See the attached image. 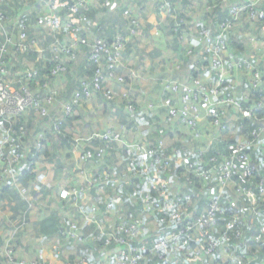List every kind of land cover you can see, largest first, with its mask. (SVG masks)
I'll return each instance as SVG.
<instances>
[{"label":"built area","instance_id":"2783aa9c","mask_svg":"<svg viewBox=\"0 0 264 264\" xmlns=\"http://www.w3.org/2000/svg\"><path fill=\"white\" fill-rule=\"evenodd\" d=\"M91 1L100 9L109 10L108 13L117 10L121 5L118 0H73L68 5L65 0H36L35 11L39 15V24L34 26L35 29L41 30L43 26H46L56 33L58 29H62L68 36L67 39H60L53 34L50 42L42 46L41 42H37L36 39H29L26 18L30 15L25 10L17 12L20 5H26L28 8L31 4L30 0H13V2L0 0V186L15 189L18 196L27 204L26 212L20 217L13 219L6 216L4 218L6 231L10 230L12 235L26 227V214L33 212L36 203L39 202L30 189L22 187L17 170L23 164L21 160L28 158L32 149L35 152L40 151L45 137L43 133L35 135L30 131V135L35 138L27 144L24 141L29 135L27 129L21 125L17 132L13 131L14 121L32 115L44 122L47 130L58 136L64 125L63 119L73 117L78 109L93 101L96 95H100L106 102L115 103L118 93L114 91L112 84L125 87L126 77L117 73L121 66V53L126 49L127 39L135 38L141 33L142 25L131 9H125L123 14L128 19L127 37L117 36L111 44L103 39L92 38L87 27L88 20L84 14L91 8ZM217 7H226L230 19L217 26L215 36L209 28L198 32V36L188 38L181 32L178 36L180 42L191 41V39L196 41V46L200 47L201 58L214 72L215 79L212 86L205 85L200 77L190 82L180 80L182 78L159 80L166 93L165 98L161 103L151 105L150 109L151 111L166 110L167 115L164 121L167 125L178 124L186 128L192 139L200 142L203 135H206L199 127L204 117H209L214 131L227 129L220 109L226 106L235 113H240L241 118H253L257 128L250 134V140L230 142L226 147V155L218 154L205 161L203 160L204 151H199V158L195 162L182 156L176 150L168 155L161 152L167 144V132L163 127L156 130L157 139L154 147L142 143L129 144L123 138V134L115 131L113 126L104 128L100 134L90 136L88 139L74 140L73 146L78 151L77 160L83 164L90 163L94 159L100 163L113 151L126 148L132 156L135 154L144 156L145 169L160 168L166 174L171 175L175 170L182 172L183 183L179 185L175 194L170 195L168 194L170 188L168 183L161 184L158 189L154 179L147 178L144 181L145 170L140 168L130 173L128 180L125 178L118 181L113 186V191H109L110 176L106 174L89 175L86 171L80 170L78 176L84 179L87 186H74L62 189L58 193L61 200L70 202L75 211L84 216L86 224L88 222L93 224L96 231L91 237L92 241L95 243L101 240L103 253L108 256L113 255L116 264H139L143 261L145 254H159L162 264H173L176 258L171 256V250L177 251L179 264H197L214 253L226 258L230 264H238L239 258L230 250L228 230L235 226L237 220L241 218L240 215H232V220L226 225V231L222 234L223 243L219 237L207 239L203 235L204 244L200 241L198 246L192 248L191 243L195 238V233L206 229L214 231L217 229L216 222L225 213L222 207L223 194L230 188L232 178L236 175L242 174L244 178L257 182L256 192L237 189L238 193L250 201L253 211L257 208V196L264 202V166L253 164L248 154L249 147L258 141L264 142V119H257L254 115V112L263 108V103L258 102L252 109L247 110L234 98L224 97L219 92L220 86L228 79V75L237 71L244 72L253 92L261 91L264 85V75L248 59H236L230 66L224 61L227 57L224 54L228 49V40L233 29L245 15L253 20L264 17V0H244L238 3L234 0H220ZM210 8L206 7V9ZM29 13L31 14L32 11L30 10ZM62 15L66 16L65 20L62 19ZM182 24L184 22L180 20L177 29ZM194 46L193 44L188 45L187 55L194 56L192 51ZM27 51L36 54V58L30 65L25 64L20 69L13 67V70L9 64L7 65L10 52L24 55L28 53ZM80 52H87V61L95 68V73L89 80L81 79L80 90L74 91L67 99L60 98L59 81L79 60ZM196 69L198 68L195 66L190 68V70ZM175 70H180L178 64ZM41 71H45L42 76ZM129 73L130 77L142 78L136 70L132 69ZM119 98L129 101V93L124 92ZM129 102H125L124 110L131 116H135L138 114L137 107ZM15 136H18L21 146L17 145ZM93 139L98 140L99 145L94 149H89V143ZM212 140V135H209L207 140L209 146ZM24 169L33 171L34 161L24 163ZM193 178L214 184V191L209 193L205 209L196 216L188 212L193 199L191 194L185 192L188 186L193 184ZM128 181L131 183L129 186ZM135 183H140L145 188L140 191L132 190ZM126 189L132 191L127 192ZM91 192H96L102 197L101 211L95 204L85 209V198L89 197ZM152 192L157 198L152 196ZM138 202L141 203L143 214L151 217L155 215L153 217L156 220L155 226H161L159 229L163 234L154 235V239L150 242L141 239L147 222L145 223L142 216L132 214H129L126 221L116 220L112 223L110 230L104 231L98 221L99 212L112 218L118 209L120 211L124 209L126 203ZM80 229V220L69 222V225L61 230L60 236L65 240L83 243L84 238ZM0 256L2 264H45L42 259L17 260L11 237L6 239ZM64 264H87V259L80 256Z\"/></svg>","mask_w":264,"mask_h":264},{"label":"crops","instance_id":"0c3cea01","mask_svg":"<svg viewBox=\"0 0 264 264\" xmlns=\"http://www.w3.org/2000/svg\"><path fill=\"white\" fill-rule=\"evenodd\" d=\"M144 1V0H143ZM146 3H137L136 0H118V2L123 7H129L137 16L139 19L142 30L141 33L135 37L127 39L126 49L124 52H131V54L128 57L122 58L121 67L119 68V73L124 75L127 80L130 79L132 83H135L138 87L136 93L133 92V88L130 87L131 84L127 85L126 87H119L115 84H112L114 90L121 94L125 92V88L128 89L129 98L130 100L136 105L138 114L133 116L136 120L140 122L137 126L135 124L131 130L134 131V135L131 140H133L134 143H142L154 146L155 141L157 139V133L156 130L160 127H163L164 130L167 132L166 139L168 143V147L170 146L169 143L171 142H177V144H180L182 146H185L189 152V155H193L194 151L197 149L199 151H205L207 149H212V146L217 142H224V141H231L235 140L238 132L235 129V133H231V126L234 125V123L238 120L237 113H235L234 110H232L229 107H221L222 111V119L224 123H226L227 129L225 130L226 133H223V131H214L213 127L210 125V119L209 117H204L202 121L200 122V129L202 130L203 134H208V137L206 135H203L201 142H199V145L196 146V148H189L185 144V142L181 139V136L178 135L179 132L183 133L182 131H188L186 128L175 124V125H167L164 121L167 113L164 109H157V111H151L150 106L156 105L161 103V101L165 98V92L162 89L161 84L159 83V80L162 79H168V78H182L180 80H186L187 82H190L193 77L190 76V73L193 72V74L199 72L200 70L205 72V68H198L196 70H181V72H177L175 70L174 73H172L170 69V65L166 66V59H167V53L166 52H176L173 46V40L171 33H169V30L172 29L176 35L180 33V29H177V26L179 25L180 20H183L182 18H178L177 13L181 12L185 13L188 17L189 14H196L198 15L197 18H193L191 15V21L190 23L187 22V26H190L187 31L188 38L189 36H196L198 34V22L202 19V15L199 13L200 7L209 5L210 3L214 2V0H190V3L188 6L184 7L178 2H167V0H145ZM212 1V2H210ZM239 1L244 0H234L235 3H238ZM93 8H98V5H96L93 1H91ZM167 3V6L165 4ZM205 3L204 5H202ZM171 6L173 8H171ZM25 8V7H24ZM22 7H19L18 13L22 12ZM173 9V10H172ZM223 9V8H222ZM224 9L227 10L226 7ZM96 11H99L95 9ZM105 10V9H102ZM109 11V10H108ZM117 10L112 11L108 14H114ZM175 13V14H174ZM169 14V22L167 23L166 27L162 25L164 20L167 18V15ZM37 15L35 18L36 25L39 24ZM201 16V19L200 17ZM27 17V15H26ZM199 18V19H198ZM98 19V17H97ZM97 19L92 21V24L90 27L96 23ZM185 23V22H184ZM240 23V22H239ZM238 23V24H239ZM242 24L238 26V24L233 29V32L231 34V37L229 38V41H234L233 43L241 46L242 49L246 52L251 53L254 55L258 60L257 63L260 65H264V24L259 23V25L254 24L253 22L248 21V26H245V21L241 22ZM98 26V25H97ZM128 23L126 24L125 31L127 30ZM92 29V28H91ZM101 28H98V30ZM177 29V30H175ZM90 30V28H89ZM171 30V31H172ZM93 31V30H92ZM123 37H127V34L124 32ZM183 34V32H182ZM186 34V33H185ZM180 40L179 38H177ZM185 40H187L185 38ZM181 50H185L189 44H193L196 47V41L193 39L180 42ZM139 48V49H138ZM128 50V51H127ZM182 52H185L183 51ZM233 48L231 47L230 43L228 44V49L224 55L228 56L229 53L233 52ZM140 52H143L145 54L144 56L139 55V59L135 54H139ZM136 52V53H135ZM160 54H162L160 57ZM154 55V56H153ZM153 56V59L151 57ZM129 57H132L131 60ZM143 57V59H141ZM155 58H161L163 60V64L161 63V60H155ZM134 59H137V64L139 68H142V70L145 72L144 77L142 76L141 79L139 78H133L130 77V70L133 69L131 65L135 64ZM155 60V61H154ZM131 64V65H130ZM158 65V66H156ZM131 66V67H130ZM206 74V73H205ZM234 74V75H233ZM203 82L207 84H213V80H211L207 75L204 77V75L199 76ZM228 79L233 83L234 89L237 90H243L246 88V84L244 83V80L247 79L244 75L243 71H237L234 73H230L228 75ZM60 88H64V78H62L59 81ZM211 84V86H212ZM119 94L117 95V100L119 104L121 103V98H119ZM237 94V93H235ZM244 99L249 98V91H245V93L242 95ZM148 100V101H147ZM122 103L119 105H114L115 107L112 109V106H109L105 104L102 100L97 99L95 96L93 101L83 105L76 114L73 116L74 120L68 125V129L70 132V136L72 139H88L90 136H95L101 133V131L108 127L113 126L116 131L124 134V136L128 135L131 136L133 133L131 131H128V125L126 120V116L124 118V121H122L121 110H124V107L121 106ZM118 108L119 110H117ZM92 114V115H91ZM147 117V118H146ZM143 122H148L149 127L142 128ZM92 123H96L97 125H93ZM35 124L39 125L38 118H35ZM174 129H177L176 131ZM31 132H33L35 135L38 133V129L35 127ZM128 134V135H127ZM189 134V132H188ZM209 135H212L213 140L212 144L209 146L207 140L209 139ZM205 136V137H204ZM218 143L216 146L213 147V150H215L216 153L220 154V144ZM91 143H89L90 145ZM218 146V147H217ZM78 148V147H77ZM219 148V149H218ZM261 148L264 150V143H261ZM72 152L73 157L69 158L66 163H64V171H56L55 166L52 163L49 162H43L41 165L37 167V170L41 173V180H40V187L39 197L37 198L39 200L38 203H36V208L33 212L30 213V218L39 221L41 220L46 213L50 211L58 212L61 220V224H65V222L68 220L67 225H69V222L73 221H79L80 220V232L83 235L84 242L78 243L71 240H65L64 238H59L57 242L53 243L52 241H48L43 239L42 237L38 235H32L29 237V234L27 232L28 225L20 231L19 233H22L23 236L19 237V239L16 238L15 234L12 235L10 230H7V226L5 223L4 218L6 216H10L7 212L0 210V238H1V245H0V252L2 251V248L4 246V243H6V239L8 237H11V244L14 250V255L17 260H22L23 256H26V261L31 260H40L42 259L45 264H64L69 261H73L81 256V248H86L88 251V261L89 264H116L114 260L113 255H106L103 253V250L100 248V246H95L94 242L92 241V235L96 231V228H94L93 224L91 223H85L84 216L80 215L75 211L72 204L70 202L61 200L58 197V193L62 189L71 188L74 186L78 187H86L87 183L84 181L83 178L78 176V173L80 170L86 171L89 175L93 174H106L110 176V179L108 181V184L111 186L110 190L113 191V185H116L118 181L122 179H129L130 173H132L135 169L140 168L145 170V176L144 181L147 180V178L154 179L158 189L160 188L161 184L168 183L169 184V192L168 194H175L176 191L179 188V185L183 183V181L178 177H175V172L172 174L174 177H168L172 176L171 174H166L163 172L160 168H151V169H145V158L142 155H137L134 153L137 161H132L127 157L130 156L128 150L126 151L124 148H119L115 151H113L111 154L106 156L104 160L100 163L96 164H83L78 162L77 155L78 151L75 150V147L73 146L72 149L68 150V152ZM125 151V153H124ZM175 151V150H174ZM67 152V151H66ZM161 152L164 155H168L171 150L163 149ZM124 154V156L121 154ZM180 153V152H179ZM183 153V152H181ZM180 153V154H181ZM116 154L115 160L111 159L110 161L106 162L107 158H110V155ZM120 154V156H118ZM226 155V154H225ZM183 156V155H182ZM187 157V156H184ZM188 158V157H187ZM124 174H127L125 177L121 176L119 177V170L123 171ZM69 171H66V170ZM104 171H107L108 173H105ZM119 177L116 182H112V178ZM128 186L131 184L128 181ZM140 184V183H138ZM142 185V184H140ZM198 188L195 190V193L193 195V201L188 209V212L191 215H197L198 212L204 210L205 203L207 196L210 192L214 191V184L210 181H200L197 185ZM2 188V186H0ZM130 188V187H127ZM126 193V192H125ZM181 193V192H177ZM91 195L89 197L85 198L86 204H84V207H89L90 205L95 204L99 210H102V204L103 199L100 196V194L96 192H91ZM229 202L232 206H234L235 202L229 198ZM0 206L1 202H0ZM235 207V206H234ZM49 208V210H48ZM38 209V210H37ZM126 209V208H125ZM120 213L122 214L121 218L124 219V217H128V214H131L129 211H125L124 209H121ZM57 216V214H56ZM11 217V216H10ZM13 218V217H12ZM98 221H100V225L103 227L104 231H108L112 228V223L116 221V218H109L101 214L99 212L98 214ZM153 221L156 225V220L153 218ZM64 226V227H66ZM156 230H159V227H155L150 222H147L146 228L144 227V235L141 237V239H145L146 241L150 242L154 239V235ZM15 238L17 240H15ZM197 244H200V240H198V237L195 239ZM195 242V243H196ZM58 248L60 252L65 254L64 259H59L57 256H55L54 248ZM80 248V250H79ZM59 253V252H58ZM60 255V253H59ZM90 256H92L90 260ZM254 259V258H253ZM105 261V263H104ZM180 259L178 258L176 262H179ZM0 262H2V257L0 256Z\"/></svg>","mask_w":264,"mask_h":264},{"label":"trees","instance_id":"16d2710c","mask_svg":"<svg viewBox=\"0 0 264 264\" xmlns=\"http://www.w3.org/2000/svg\"><path fill=\"white\" fill-rule=\"evenodd\" d=\"M11 1L13 2V0H11ZM139 1H140V3L144 2L143 0H139ZM171 1L172 0H170V2ZM65 2L67 3L66 5H68V4L72 3L73 0H65ZM167 2H169V1L167 0ZM179 2L182 6L186 7L189 5L190 0H179ZM210 2H212V1H210ZM219 3H220V0H214V2L207 5V6L211 7L210 9H206L207 6H205V8H203V6L200 7L199 13L202 15V19H201V16H199L201 20H199V22H198V27H199L198 32L209 28L211 33L215 36L217 26L221 22H225V21H228L230 19V16L228 15L226 9H224V8L222 9V8L217 7L219 5ZM95 9H97L99 11H96ZM125 9H130V8L129 7H123L122 5H120V7L117 9V11L114 14H108V10H106V9L102 10V9H98V8H93L91 6V8L88 9L84 14L87 17V20H88L87 27L90 28V33H91L92 38L103 39L108 44H111L117 36H120V35L124 36L125 35V34H123L124 32L127 34V30L125 31V28H124V26L126 27V24L128 23L127 22L128 19L123 14ZM191 15L192 14H189L187 17L185 13H182V11L177 13L178 18H182L183 22H185L184 24L180 25V27H179L180 32L181 33L183 32V35L185 37H187L188 34H190V33H188L189 31H187L188 28L190 27V26H187V24H188L187 22L190 23ZM32 17L33 16L31 15V16H28L27 18L26 17L25 18L27 19V21L31 22ZM97 17H98V19H97ZM96 19H97L96 23H94V25L92 27H90L92 24V21L93 20L95 21ZM243 21L247 22V23H245L246 27L248 26V21L253 22L256 25H259V23L264 24V17L256 18L253 20V19H250L248 16L245 15L240 20V23L238 24V26H240L242 24L241 22H243ZM34 24L36 26L35 20H34ZM98 28H101V29L98 30ZM171 30L172 29L169 30V33H171L172 37L174 38L173 46L175 48L174 50L176 51L175 54H181L178 58L177 63L182 65L183 67L185 66V69H190L194 66L197 68H205V72L202 70H200L199 72H197L195 74H193V72H191L190 76L193 77L192 79L197 78V77L202 76V75H204V77H205L207 75L211 80H214L215 79L214 72L210 70V68L207 65L208 63L203 61V59L200 56V52H201L200 47L194 46L192 48V51L194 52L193 57L187 55L186 52L188 50V46L185 50L182 49L183 51H185V52H182L181 45L179 43V40L177 39L179 34L176 37L174 31L173 30L171 31ZM29 39H35V38L29 36ZM229 40H228V44L230 43L231 47L234 50H233V52L229 53V55L224 59L225 64L230 66L231 63L233 61H235L236 59L246 58V59H248V61H251L252 63H254L259 68V70L262 72V74L264 75V65H260L259 63H257L258 59L254 55H252L249 52L244 51L241 46L239 47L238 45L233 43L234 41H232V40L229 41ZM27 52L28 53H26L24 55H19L22 57V58H20L19 67L13 66V64L10 62V56L17 55V54H13L14 52H10V56L7 57V65L9 64V66L12 68V70H13V67L20 69L22 67L21 65L23 64V61L26 62L27 55H28V58H30L31 63H32V61L36 58V54L32 53L30 51H27ZM183 53H184V55H183ZM86 54H87V52H80L79 60L64 75V77H63L64 78V88H59V91H58L60 98L67 99L68 96L71 95L74 91L80 90L81 79L89 80L93 77V75L95 73V68L91 64H89V62L87 61ZM130 54H131V52H122L120 61L122 60L123 56L128 57ZM45 65L47 66L48 64H45ZM119 70L120 69L118 68L117 73H119ZM44 72L45 71H41V76L44 74ZM244 83L246 84V88H244V91L243 90H237V89H234L233 83H231V81L229 79H227L222 84V86H220L219 92L224 97L234 98L244 109H247V110L252 109L253 106L255 104H257L258 102H262L263 108L254 112V115L256 116L257 119H260V120L264 119V85L261 88V91L253 92L249 86L247 79L244 80ZM211 84H212V81H211ZM211 84H207L205 82V85H207L208 87H210ZM127 85H128V82H127V78H126L124 86L126 88H128ZM56 88H58V86ZM126 88H125V92L128 93V89H126ZM245 91H247V92L249 91V98L248 99H244L242 96L245 93ZM235 93H237V94H235ZM119 95L121 96L122 93ZM96 97H97V99L102 100L105 104L112 106V109L116 105H118V107H119V105L121 103H122L121 106L124 107L125 102H129V101L131 102V103L129 102L130 104H133L132 106H135V104L130 100V98H129V101L127 99L124 100L121 98L122 101L119 104L118 102H115V103L106 102L100 95H96ZM116 109L119 110L118 108H116ZM120 112H121V114H124L127 118H129L131 120V123H130L131 125H133V126L135 125V121H134L135 118L133 116L128 114L125 110H123V111L121 110ZM119 116L122 117L121 115H119ZM74 117H71L70 119H63L64 125L61 128V134L58 136H55L54 133L47 130V128L44 126V122L39 121L40 126L35 124V118L32 115H29L26 118H20L18 120H15L13 123L12 130L15 132L18 131V128L21 125L25 126V128L27 129V133L29 134L27 136V139L24 140L27 142V144L30 143L35 138V136H32L29 133L35 127L38 129V133H43L45 136L43 141H42V147H41L40 151L35 152L32 149L30 151V153L28 154V158L21 160L23 162V164L21 165V168H19L17 170V173L19 174V177L21 178L22 187L26 188V189H30L36 198H38L40 193H42V192H39V189H38L40 187L39 183L41 180V173L37 170V167L39 165H41V163H43V162H49L55 166L56 171H62L63 172L65 169L64 163H66L69 158L73 157L72 152L71 151L68 152V150L72 149L73 144H74V139H72V137L70 136L68 125L72 122V120H74ZM127 118L125 121L128 123ZM237 118H238V120L234 123L233 126H231V129L232 130L236 129L238 134H237L235 140H231L229 142L224 141L223 143L218 142V143H222V144H220V149L218 148L220 154H223V155L227 154L226 147L230 142H241V141L250 140L251 139L250 134L257 128V124H255V121L253 120V118H241L240 113H237ZM62 130H63V132H62ZM114 130L116 131L115 128H114ZM223 133H226V132L223 130ZM178 135L181 136L179 133H178ZM189 135H190V133H189ZM15 138L17 139V145L21 146V143H20V140L18 139V136H15ZM123 138L128 140L127 136L126 135L124 136V134H123ZM182 138L183 137L181 136V139ZM192 140H194V139H192ZM137 143H139V142H137ZM218 143L216 142L212 146V149L209 148V149L204 151V153H203V160L204 161L211 156H217L219 154V153H216L215 150H213V147L216 146ZM261 143H264V142L258 141L256 144L249 147L248 148V154H249L251 162L253 164L255 163V164H259L261 166H264V150L261 148ZM133 144H136V143H133ZM185 144L187 145V147L190 145V143H185ZM98 145H99V141L96 139H93L91 141L89 149H94V148L98 147ZM167 145H168V143L166 144L164 149L171 150V151L176 150L180 153L183 152V153H181V155L187 156L190 159V161L195 162L199 158V155H198L199 150H197V149L194 151L193 155H189L188 150L186 151L187 148L185 146L177 144V142H171V145L169 146V148H167L168 147ZM152 147H154V146H152ZM124 149L126 150V148H124ZM124 153H125V151H124ZM7 154H9V151H7ZM122 155H124V154L122 153L121 156ZM118 156H120V154H118ZM38 157H40V158H38ZM110 157H111V159L115 160L114 157H116V154L110 155ZM131 160H133L135 162L138 159H136V157L133 156L131 158ZM30 161H34L35 169L33 171L32 170L26 171L24 169V163H28ZM97 162H98V160L94 159V160L90 161V164H96ZM66 171H69V170L67 169ZM177 175L183 181V175H182V172L180 170H175L174 176L177 177ZM192 180H193V184L188 186V188L186 189L185 192L191 194L192 199H193V195L195 193V190L198 188L197 185L202 180H200L198 178H193ZM256 183H257L256 181H252L250 178H244L242 176V174L234 176L232 178V184L230 186V189H228L223 194L222 207H223L225 213L223 214V216H220L219 219L217 220V222H216V228L217 229L215 231L210 230V229H206L204 231L201 230V231L196 232L195 238L193 239V241L191 243V247L193 248L195 246H198L197 242L195 241V239L197 237H198V240H200L202 242V244H204L203 243V240H204L203 235H205L207 239L219 237L220 241L222 243L224 242V240L222 238V234L226 231V225L228 223H230V221L232 220L233 214L240 215L239 211H238L239 208L236 206V204H234V206H235L234 207L229 202V198L231 197V196L227 195L229 191H231V193L234 197H236L239 200H243L247 204L249 210L251 211V213H250L251 218L258 217L261 214L264 215V202H262L258 196H257V204H256L257 208H256V211H253V206L250 203V201L244 195L237 192L238 188L256 192V189H255ZM132 187H133L132 190L136 189L138 191L145 188L144 185L140 186L137 183H135L134 186H132ZM126 191L131 192L128 189H126ZM152 196L154 198H157V196L154 192H152ZM207 198H208V196H207ZM0 202L2 205V209L5 212H7L11 217H13V219L20 217L27 210V204L18 196V194L16 193V190L13 188H9L7 186H3L2 188H0ZM206 204H207V199H206L205 207H206ZM138 205H140V207H142L140 202H138ZM205 207H204V209H205ZM48 210H49V208H48ZM56 214H57V216H56ZM198 214H199V212H198ZM26 216H27V222L26 223L28 225L27 232L29 234V237L32 235H38V236H40V238L42 237L43 239L48 240V241H52L53 243L57 242V240L59 238H61V236H60L61 230L64 228V226L67 225V222H68V220H67L65 222V224H61V220H60V216H59L58 212H54V211H50V210L39 221H35V220L31 219L30 214H28V213L26 214ZM192 216H196V215H192ZM153 217H155V215H152V218ZM158 227H161V226H158ZM237 233H239V235H237ZM248 233H252L254 236L256 235L252 231L251 226L248 224V222L243 220L242 218L237 220L235 226L228 230V235L230 237V241H229L230 250H231L232 254H234L235 256H237L239 258L240 261H241V255H243L245 252V248H246L245 247V244H246L245 241H246V235ZM158 234L161 235V234H163V232L160 233V229L156 230L155 235H158ZM15 236L17 239H19V237H22L23 234L17 232L15 234ZM16 238H15V240H17ZM1 243H2V241L0 238V245H1ZM101 243H102L101 240H98L94 244H95V246H100V248H101ZM261 243H263V244H261V245L257 244V247L260 249L253 259L254 264H261V263L263 264V262H264V240ZM248 247L252 248V250H255L253 244H250V245L248 244ZM79 250H80V248H79ZM54 253H55V256H57V258L60 257L56 247L54 248ZM80 253H81V256H84L87 259V264H89L87 249L81 248ZM159 256H160L159 254H154V255L145 254L143 261H141V263H139V264H162V261L160 260ZM171 256L175 257L176 260H177V258H179L178 253L175 250H171ZM91 258H92V256H90V260H91ZM176 260H173V264H179V262H176ZM0 264H2V262H0ZM197 264H230V263L227 261L226 258H222L217 253H214L210 257H205L202 260V262H199Z\"/></svg>","mask_w":264,"mask_h":264},{"label":"rangeland","instance_id":"374dc122","mask_svg":"<svg viewBox=\"0 0 264 264\" xmlns=\"http://www.w3.org/2000/svg\"><path fill=\"white\" fill-rule=\"evenodd\" d=\"M168 1H170V0H168ZM30 2H31V4L29 5L28 8H26L27 7L26 5H23V6L20 5V7L23 8L22 10H25V12L27 14H29L30 16L31 15L33 16L32 19H31V22L30 21H27L28 22V27H29V36L30 37L35 38L37 40V42H41V45L42 46H45L46 44H48L50 42V38L52 37L53 34L57 35L60 39H67L68 38L66 32L64 30H62V29H58V32H57L58 34L54 30H51V29L47 28L46 26H43L41 30L35 29V27H34L35 24H34L33 18H35L38 15V12L35 11V8H36L37 4H36V0H30ZM136 2L137 3H140L139 0H136ZM146 2L147 1L144 0V3H146ZM172 2H178L180 4L179 0H174V1L172 0L171 3ZM204 4L205 3H203L202 5H204ZM171 8H173V7L171 6ZM30 10L32 11L31 14L29 13ZM197 16L198 15L196 14V12L192 15L193 18H197ZM62 17H63L62 19L65 20V17L66 16L62 15ZM168 17H169V14L167 15V18L162 23V25H164L165 27H166L167 23L169 22ZM40 40H42V41H40ZM166 53H167V59H166L167 60L166 61L167 64L165 65V67L168 66V65H170L171 67H170L169 70H171L172 73H174L175 72V66L178 64L177 63L178 62V58H179V56L181 54H175V52H166ZM135 55L137 56L138 59H139V55L140 56L142 55V56L145 57V54H143V52H140V51H139V54L138 55L137 54H135ZM161 55L162 54H160L157 57H160ZM183 55H184V53H183ZM153 56L151 57V59H153ZM20 58H22V57L19 56V54L12 55V56H10V62L13 64V66H18L19 67V65H20ZM129 58L131 60L133 59L132 57H129ZM141 59H143V57H141ZM156 59L157 60H159V59L161 60V58H155V60ZM134 61H135V64L134 65H131L130 64L133 67V70H136L141 77L142 76L144 77L145 72L142 70V68H139L138 67L137 59H134ZM120 62H122V60ZM161 63L162 64L164 63L163 60H161ZM25 64H27V65H30L31 64V60H30V58H28V55H27V58H26V62L23 61V64L21 66H23ZM178 65L180 66V70H176L177 72H180L181 70H184L185 69V66L183 67L180 64H178ZM156 66H158V65H156ZM127 82H128V85L131 84L130 87L133 88V89H135V87H138L136 85L137 83L136 82H135L136 84L135 83H132L130 79H128ZM136 91H137V88L135 90H133V92H135V93H136ZM121 116H122L123 119L125 118V117H123V116H125L124 114H121ZM123 119H122V121H124ZM127 119H128V123H127L128 129L127 130L128 131H131V133H133V134L131 136H129L127 134L128 135V140H126V141L129 144H133L134 142H133V140H131L132 137H133V135H134V131L131 130V128H132L133 125L130 124L131 123V120L129 118H127ZM92 124L93 125H97L96 123H92ZM135 124H137V126H139L138 124H140V122L138 120H136ZM142 125H143L142 128H146V127L148 128L149 127L148 122H143ZM174 130L176 131L177 129H174ZM182 132L183 133L179 132V134L183 137L182 140L185 143H190V145H189L188 148H190V147L191 148H196V146L199 145V142L192 140L191 136L188 134V131H182ZM231 133H235V130H232L231 129ZM206 136H208V134H206ZM170 145H171V143H170ZM129 155L130 156L127 155V157L129 159H131L133 156L131 155V153H129ZM110 160H111V157L110 158H107L106 159V162H108ZM122 170L123 171L119 170V177H121V176L122 177L123 176L125 177L127 175V174H124V169H122ZM104 172L105 173H108L107 171H104ZM119 177H115V178L113 177L112 178V182H116ZM110 188H111V186L109 185V191H111ZM227 195L231 196L230 198L235 202L236 206L239 208L238 211H239V214H240L241 218L243 220H245V221L248 222V224L251 226L252 231L256 234L255 236L252 233H248L246 235V241H245V243H246L245 244V247L246 248H245V252H244L243 255H241V261H239L238 264H254L253 263V258L255 257V255L258 253V251L260 249V248L257 247V244L258 245L263 244L261 242L264 240V215L261 214L258 217L251 218L250 217L251 211L249 210L247 204L243 200H239L236 197H234L232 195L231 191H229ZM2 211H4V210L2 209ZM125 211H129V212H131L132 215H135V216H142L144 218L145 223L146 222H150V224H152L154 226V229H155V227H157V226H155V222L153 221V218L151 216H146L145 214L142 213V209H141L140 205H138V203H131V204L130 203H126V205L124 206V212ZM121 216H122V214L120 213V209H118L116 211V213L113 215L112 218H116L117 221L118 220L119 221H126V218L127 217H124V219H122ZM127 216H129V214ZM248 244L249 245L250 244H253L255 250H252V248L248 247ZM58 252L60 253L59 259L66 260L65 254H63L62 252H60L59 248H58ZM21 259H26V256H23V258H21Z\"/></svg>","mask_w":264,"mask_h":264}]
</instances>
